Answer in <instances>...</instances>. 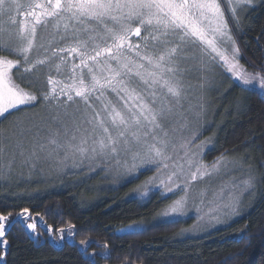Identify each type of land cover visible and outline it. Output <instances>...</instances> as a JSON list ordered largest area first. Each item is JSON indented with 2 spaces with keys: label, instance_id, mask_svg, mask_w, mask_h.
<instances>
[{
  "label": "snow or ice",
  "instance_id": "1",
  "mask_svg": "<svg viewBox=\"0 0 264 264\" xmlns=\"http://www.w3.org/2000/svg\"><path fill=\"white\" fill-rule=\"evenodd\" d=\"M224 3L231 27L220 0H0V124L8 121L13 129L8 136L0 128V156L15 140L11 159L0 167V179L8 178L17 150L32 169L41 161L57 167H66L70 160L74 167L106 163L129 179L155 172L136 190L142 198L155 190L171 200L159 213L165 218L186 215L190 193L197 188L199 204L208 206L206 214L212 219L239 215L243 195L255 188L256 174L250 167L246 179L222 183L209 196L210 184L200 182L236 162L223 155L211 165L195 158L206 143L196 144L197 152H192L204 106L194 110L183 103L186 74L194 68L201 89L214 83L204 57L231 73L242 92L259 89L264 94V71L249 73L241 67L232 30L241 28L238 9L247 10L254 0ZM38 25L46 32L51 29L39 43ZM189 46L198 48V58ZM194 59L196 64L188 63ZM42 72L48 87L36 89ZM37 107L47 112L39 120L25 117V123L18 116ZM44 129L48 135L42 137ZM176 189L183 195L173 199L169 193ZM18 215L27 221L29 210ZM19 223L12 212H0V245L7 246L9 231ZM26 227L37 230L34 221ZM80 243L87 247L89 241ZM103 248L109 249L107 242ZM123 264H128L127 257Z\"/></svg>",
  "mask_w": 264,
  "mask_h": 264
},
{
  "label": "trees",
  "instance_id": "2",
  "mask_svg": "<svg viewBox=\"0 0 264 264\" xmlns=\"http://www.w3.org/2000/svg\"><path fill=\"white\" fill-rule=\"evenodd\" d=\"M240 24L239 31L235 27L232 30L243 65L252 72L264 71V4L240 15ZM17 82L27 86L20 80ZM47 87L42 72L36 89ZM230 93L235 97L243 95L244 107L227 120L217 147L207 153L205 160L213 163L222 155L254 154L260 185L258 199L246 216L201 238L178 239L177 234L186 225L180 222L120 234L115 228L151 219L167 200L159 195L145 203L131 199L129 194L136 185L132 182L106 192L95 202L94 193L88 192L95 182L94 176L80 171L67 180L34 183L29 179L34 175L26 169L18 174L22 159L17 158L14 172L8 180L0 182V212L10 211L20 221L17 228L9 231L7 246L0 245L4 264H123L125 257L128 264H264V94L242 92L235 84ZM39 110L42 107L18 116L22 118ZM0 128L7 129L8 135L11 127L5 121ZM30 144L24 142L26 150H30ZM7 152L12 151L8 148ZM4 159L7 163L10 158ZM25 208L29 210L27 221L38 222V240L18 215ZM69 225L74 228L69 230ZM49 227L53 231L49 232ZM60 228L63 233L58 231ZM81 240H88V246H82ZM105 242L108 250L103 248Z\"/></svg>",
  "mask_w": 264,
  "mask_h": 264
},
{
  "label": "rangeland",
  "instance_id": "3",
  "mask_svg": "<svg viewBox=\"0 0 264 264\" xmlns=\"http://www.w3.org/2000/svg\"><path fill=\"white\" fill-rule=\"evenodd\" d=\"M222 10L225 11L226 18L229 19L230 24V12L228 11L227 5L224 3V0H220ZM264 4V0H254V6L248 7L247 10L238 11L240 12V15L245 14L248 10L254 9L259 7L260 5ZM18 19L22 20L23 17H18ZM38 36L37 41L38 43L41 40V37H44L47 39L48 32L51 31V29H48V32L44 30V28L40 25L37 26ZM234 35V34H233ZM132 40L135 41L136 38L132 37ZM63 44V42H60ZM238 45V44H237ZM190 53L198 58L200 53L198 48H195L194 46H189ZM204 60L208 63L210 67V71L208 73L209 78H214V83L210 88L201 89L200 87V73L198 71L194 70L191 73L186 74L185 78V87L188 91V96L186 100L183 102L185 108L189 107V105L192 106L194 110H198L197 106L200 104H203L204 111L201 115V119L198 122V127L200 130V135L197 137L196 141L193 144L192 152L196 153L197 148L196 144H200L202 142L204 143V146L202 148V151L195 157L196 159H202V162L208 165H211L212 163H207L205 160V157L208 152L214 150L217 147V139L218 136L223 129L225 123L227 120L233 115L241 111V109L244 107V100L243 95L236 96L234 94L230 93V89L233 84H237L238 82L235 81V79L231 76V73H228L225 68L220 66V63H217L215 61H211L208 57H204ZM198 62L197 59L190 60L189 64H196ZM222 63V62H221ZM239 63L241 67L249 72L252 73V71L248 70L241 61V52L239 55ZM15 69L13 72L15 73ZM63 79V77H60ZM257 91L260 92L259 89ZM115 100V97H113ZM75 106H71L68 108V112L71 114L74 111ZM47 114L46 109L42 107V111L34 112L30 115H25V117H33L35 120H39L42 116H45ZM191 115V113H189ZM25 117H22V120H25ZM70 119V117L68 118ZM25 123H27V120H25ZM196 126V125H194ZM69 127L71 128V123H69ZM13 129L10 128V131L8 132V136L12 135ZM35 131V129H34ZM62 131V130H61ZM48 130L44 129L41 131V136H47ZM79 135V134H77ZM31 142V137L29 136L27 139H25L24 142ZM13 147H10L9 149L12 151L15 148V140L13 139L12 143ZM8 148L5 149V154L3 156H0V167H2L6 161L4 158H10L11 155L8 156L7 152ZM183 153L181 152V155ZM191 155V153H190ZM5 156V157H4ZM226 157L233 162H236L235 164H230L228 169L222 170V172L217 175L211 177L209 180L200 182L201 185L204 183L210 184L209 187V196H211L212 191H214L216 188H218L222 183L227 185L231 184L233 181L239 183V181L246 179L247 174L249 171V168L255 172L256 174V183L255 188L252 190L251 194L245 193L242 197V203L240 206V214L232 216L230 218H225L221 216L219 222L212 219L211 214L208 213V206L207 205H201L199 204V196L197 188L192 193H190L189 196V202H188V210L186 215L183 216H176V217H163L159 213L162 212L163 209L167 207L169 203H171V200H167V202L164 204L162 209L157 211L155 215L148 219L147 221H144L142 223H135L130 224L127 226H119L115 228V230L120 233H131V232H137L145 230L149 227L155 226V225H167L172 223H184L186 224L177 234L178 239H192V238H201L208 235H211L220 229L227 228L230 226L233 222L241 219L242 217L246 216L254 207L257 199H258V191H259V172H258V166L257 162L255 160L254 154L252 152H246L245 154H236V155H226ZM17 158H21L17 155L12 165V171L8 173L12 174L14 172V165L17 164ZM240 161H245L243 166L239 165ZM21 165V171L18 172L19 175H21V172L23 171V168L27 170L28 174L34 175L33 177L29 178L34 183H44L47 184L55 179H69L74 176L75 173L80 171H85L86 174L90 176H94L95 182L88 190L89 193H94V201L102 199L104 194L106 192L114 191L118 188L123 187L127 183L136 182V185L132 188L131 193L129 194V197L131 199L137 200L141 203L148 202L153 196L159 195L158 192L155 190L149 192V195L146 197H141L140 193L136 190L143 184V182L148 179L151 176L156 175L153 171H145L142 175L139 176L138 179H129L125 177L118 176L115 171L112 170L111 165L106 163H96L94 166L90 167L88 163L86 162L83 165H77L73 166L72 161H68V164L66 167H57L54 163L41 161V164L35 168L32 169L28 165H23L22 161H20ZM5 171H7L5 169ZM15 175L14 177H16ZM8 180L7 179H0L1 181ZM22 177H19V182H21ZM18 182V181H16ZM183 195V193L176 189L174 193H169V196H171L173 199L178 198L179 196ZM161 197V196H160ZM162 199V198H161ZM166 200V199H163ZM200 208V211L197 212V208ZM200 217H203V219H200ZM32 221H25L26 223H30ZM36 225L38 224L37 221H34ZM131 226V227H129ZM27 228V227H26ZM29 233L32 234L33 238L38 240L39 231L36 230V232H32L31 230L27 229ZM44 238V237H43ZM53 237H51L52 240ZM43 240V239H42ZM55 243V239L52 240ZM1 247H4L3 245ZM0 264H4V258L3 261H0Z\"/></svg>",
  "mask_w": 264,
  "mask_h": 264
},
{
  "label": "water",
  "instance_id": "4",
  "mask_svg": "<svg viewBox=\"0 0 264 264\" xmlns=\"http://www.w3.org/2000/svg\"><path fill=\"white\" fill-rule=\"evenodd\" d=\"M136 38V37H135ZM137 39V38H136Z\"/></svg>",
  "mask_w": 264,
  "mask_h": 264
}]
</instances>
